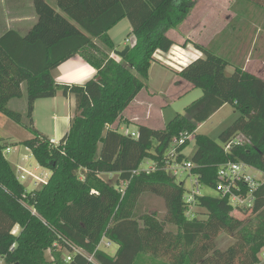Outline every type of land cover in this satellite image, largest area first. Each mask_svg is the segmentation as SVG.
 <instances>
[{
  "label": "trees",
  "instance_id": "obj_1",
  "mask_svg": "<svg viewBox=\"0 0 264 264\" xmlns=\"http://www.w3.org/2000/svg\"><path fill=\"white\" fill-rule=\"evenodd\" d=\"M56 6L59 11L45 0H34L38 22L30 32L22 36L9 31L0 38V115L33 133L34 138L22 145L52 173L47 184L27 192L0 144V259L6 264H94L74 254L77 248L100 264H136L141 258L155 260L177 251V260L163 262L264 264L259 257L264 248V185L254 194L248 223L233 215L235 206L220 194L198 197L196 204L208 217L191 219L185 183L167 173L164 161L173 139L187 132L194 136L196 150L187 157L186 142L177 160L195 166L192 174L203 187L217 191L220 168L228 163L245 164L264 174V79L239 66L227 76L226 59L195 45L204 56L179 76L201 89L203 96L163 130L138 126L136 137L123 134L114 125L146 88L155 53H168L175 45L167 32L187 19L192 0H56ZM124 19L130 21L134 38L127 55L118 59L111 56L119 52L109 32ZM77 54L97 70L96 77L83 85L58 84L52 71ZM24 84L26 125L24 116L8 107L12 99L23 96ZM58 92L75 96L76 111L68 134L53 145L34 128L33 113L38 100L55 98ZM225 105L240 116L220 134L219 142L199 134V125ZM239 135L249 143L226 151L225 145ZM147 159L157 164V170L133 175ZM103 175L117 176L115 184L107 183ZM242 190L247 192L245 186ZM144 194L165 201L162 221L138 214ZM168 224L177 232L167 231ZM17 226L20 231L15 235ZM223 232L236 242L222 251L212 242ZM103 239L119 246L114 256L99 248ZM48 251L52 261L46 258ZM64 252L72 256L70 263Z\"/></svg>",
  "mask_w": 264,
  "mask_h": 264
},
{
  "label": "rangeland",
  "instance_id": "obj_2",
  "mask_svg": "<svg viewBox=\"0 0 264 264\" xmlns=\"http://www.w3.org/2000/svg\"><path fill=\"white\" fill-rule=\"evenodd\" d=\"M222 2H226V0H221ZM243 1V0H242ZM249 1V0H247ZM231 2V1H230ZM253 3L251 0L247 2V11L250 12V17L252 20H257V16H264V3L262 1L254 0ZM252 3V4H251ZM233 4H235L233 2ZM255 5L256 7L254 8ZM257 4H262L261 6ZM56 7V6H54ZM232 10V9H231ZM235 5L233 6L234 15H237L235 12ZM225 13L222 17H225ZM220 17V16H219ZM224 19V18H223ZM222 19V20H223ZM129 20L125 19L121 24L116 26L114 30L111 32L113 36V40L117 45V50L119 52L125 50L127 46H130L134 35L129 34ZM243 19L236 21V23H230L225 25L226 28L223 32V35L218 36L216 39L209 41L205 40H197L195 42L200 43L202 47L211 50L216 55H219L226 59L229 63V66L226 69L227 76H230L234 72V68L239 66L242 67L246 72L257 75L264 79V24L254 25V23L242 24ZM240 22V23H239ZM194 22H190L186 25L188 32L192 33V28ZM207 33V31H205ZM208 34V33H207ZM167 36L176 40L179 38L177 30L171 29L167 32ZM206 37V35H203ZM126 40L130 42L127 43ZM184 41H180L178 43L179 46L186 48L183 46ZM194 41L187 40V45H192ZM162 57V55L160 56ZM120 57H118L119 59ZM162 58H160L161 60ZM163 60V59H162ZM163 62V61H162ZM247 64V65H246ZM151 77L149 82V91H148V82L146 88L142 90V92L137 96V100L139 101L137 104V108L132 110H128V108L124 111L123 120L121 122H117L114 125V128H119L120 132L123 134H129L131 132H136L137 125H130V118L138 117L140 120L138 123H142L145 125L152 126L154 128H164L168 125L178 114L186 115V109L192 103L197 101L203 96V91L198 88H192L191 85L180 78L174 71H171L160 64L153 63L151 66ZM59 93V92H58ZM50 99H41L36 106V113L34 109L33 113V126L37 131L50 138H55L57 142L61 141L65 135L68 134L72 121L65 120V117L69 114V108L67 105H63L60 100L56 102ZM62 101V98H59ZM23 101V106H22ZM26 100L16 99L10 105L9 109L14 110L16 112L21 113L23 117L24 124H28L26 114ZM142 105V106H141ZM152 105L150 109V118L151 120L144 121L146 115L148 113V106ZM139 107V108H138ZM131 116V117H129ZM240 116V112L236 110L231 105H225L218 112H216L207 122L199 125L197 132L199 134L207 135L211 139L216 142H219L220 134L229 128ZM142 119V120H141ZM125 121H128L129 124H126ZM144 121V122H143ZM132 123V122H131ZM140 123V124H141ZM58 126V134L54 132L55 127ZM1 132L15 131L14 137L18 142L20 140H29L34 138L33 133L30 132L28 128L24 125L17 124L13 122L11 119L4 115L1 120ZM190 145L185 149L184 154L187 157H190L194 151L196 150L195 139L192 136L189 141ZM156 144V143H155ZM15 146V145H12ZM20 147H24L22 143H19ZM29 154V161H26L25 169L27 172L36 175L39 179L46 180L48 182L52 173L50 170L40 167L36 159L31 153ZM13 167V166H12ZM16 172V175L19 174V170L13 167ZM251 173L256 176L261 182H264V174L257 171L251 170ZM26 177L25 180H20V183L26 188L27 192H31L33 190L39 189L43 184L32 179L28 173H23ZM102 178L109 183L110 185H114L117 176H107L103 175ZM192 178L189 177L187 173H180L177 177V182L185 183L186 190H191L193 187ZM201 195L202 196H219V193L216 190H213L208 187H201ZM138 214H148L157 216L158 220L162 221L165 217L166 213V205L165 201L155 195L152 194H144L140 199L138 206ZM193 214H196V217L201 220L207 219V212L204 209H200L198 205H196L193 209ZM252 210L248 209H236L233 212V215L248 223L251 219ZM193 215H190V218L193 219ZM167 231H171L173 233L177 232V229L168 224L166 227ZM20 230H15V233H19ZM236 242V239L233 235L228 233L219 234L214 240L213 245L219 250H226L231 245ZM60 249V247H57ZM119 246L115 243H112L110 240L105 239L100 249L105 251L108 255L114 256L118 251ZM66 252L64 255L66 256ZM179 252H171V253H162L158 257L161 259L155 260H147L141 261L139 259L136 264H166L164 261L174 262L177 260ZM260 259L264 261V248L259 255ZM46 258L48 261H52L51 251L46 252ZM4 260L0 259V264ZM98 262V261H97ZM99 263V262H98ZM100 264V263H99Z\"/></svg>",
  "mask_w": 264,
  "mask_h": 264
},
{
  "label": "crops",
  "instance_id": "obj_3",
  "mask_svg": "<svg viewBox=\"0 0 264 264\" xmlns=\"http://www.w3.org/2000/svg\"><path fill=\"white\" fill-rule=\"evenodd\" d=\"M45 1L49 3L52 7L56 6V0H45ZM192 2H193V9L190 12L189 16L187 17V19L179 27H177L176 29H173V30H177L178 35H179V38L177 39V41L171 38L175 42V45L172 47V49L168 53L157 51L154 55V58L156 60V62L154 63L160 64L163 67L171 71H174L178 76H179V73L187 65H189L192 61L198 58H202L204 56L203 53L197 50L195 46V45H201V44L195 41L205 40V41H208L207 42L208 44L209 41L216 39L218 36L223 35V32L226 28L225 25L233 23V22L236 23V21L240 19H243L242 24H248L250 22L254 23V25L264 24L263 15L257 16L259 17L257 18V20H252V18L250 17V12L247 11V2H250V1H247V0H243V1L242 0H226V2H222L221 0H192ZM233 2L235 4H233ZM234 5L236 9L235 12L237 15H234L233 14L234 11H232ZM252 6H254V8L256 7L254 4ZM54 8L57 9V6ZM57 11L59 10L57 9ZM224 13L226 15L225 17H222ZM124 20L119 22L116 26L121 24ZM37 22H38V16L34 8V0H0V38L9 31H15L19 33L20 35L25 36L37 24ZM190 22L195 23L192 28L193 30L192 33L188 32L189 30L186 27V25ZM128 24H129V27H128L129 34H132V26H131L130 21L128 22ZM116 26L114 28H116ZM114 28L110 30L109 36L115 46V50L119 52L117 50L118 48L116 45L117 42L113 40V36L111 33L114 30ZM205 31H207L208 34L205 33ZM203 35H206V37H204ZM190 39L194 41V43L192 42V45L184 44L186 43L187 40H190ZM181 40L184 41L183 46H185L186 48H183L178 45V43H180ZM96 42L100 45V43L97 40ZM161 55L162 57H160ZM111 56L114 58H118V55L116 54L115 51L111 53ZM175 56H177L176 59H175ZM183 57L188 59V64L184 66V68L179 61ZM160 58H162L163 60L162 59L160 60ZM244 70H247V69H244ZM234 71H235V68H234ZM96 74H97V70L94 67H92L90 64H88L81 54H77L75 57L61 64L59 67H57L56 69L52 71V76L54 80L58 84H62V85L63 84L83 85L87 83L88 81L94 79L96 77ZM150 77H151V74L149 75V80H148V91L150 88L149 87ZM191 87L194 88L192 85ZM22 91H23V96L21 98H16V99H20V100L25 99L26 100L25 109H27V85L26 84L22 85ZM59 98H62V101ZM16 99H12L9 102V105ZM51 100L55 101V103L59 102L60 100V102L64 106L67 105V107L69 108L68 110L69 114L65 117V120L72 121L73 117L75 116V111H76L75 96L69 95L68 97H65L61 92H59L57 96L55 98H52ZM39 101H37L35 104V113H36V106ZM138 102L139 101L136 98L133 101V103L128 107V110H132L133 107L134 109H136ZM22 106H23V101H22ZM151 108H152V105H149L148 113L146 115V118L144 119V121H148V123H149V120H151L150 118ZM3 117L4 115H0V131L2 130L1 120L3 119ZM139 120L140 119L138 117H133V118L131 117L130 125L136 124L137 128L138 126H146L154 130H163L167 126L166 125L164 128H154L152 126H149V125L147 126L145 124H142L141 122H140L141 124L138 123ZM137 128H136V131H137ZM58 131L59 130L57 126L55 127L54 132L58 134ZM14 133H15L14 130L13 131L7 130L6 132L4 130V132H1L0 133V144L5 145L4 156L10 162V164L17 170H19L20 168L25 169L24 163H26V161H29L28 153H31V152L25 146L24 147L18 146L19 143H22L26 140H20L18 142L14 138L16 137ZM50 139L56 140L55 138H50ZM12 145H15V146H12ZM16 229L20 230L18 226L15 228V230ZM16 234L18 233L16 232ZM2 263H5V261H3Z\"/></svg>",
  "mask_w": 264,
  "mask_h": 264
},
{
  "label": "built area",
  "instance_id": "obj_4",
  "mask_svg": "<svg viewBox=\"0 0 264 264\" xmlns=\"http://www.w3.org/2000/svg\"><path fill=\"white\" fill-rule=\"evenodd\" d=\"M130 41L127 40V43ZM177 56H175L176 59ZM181 65L186 66L188 64V59L183 57L179 60ZM131 135L133 137H136V132H131ZM192 134L184 133L181 134L179 138L173 139V141L170 143L169 148L165 155V170L168 174L174 177H178L180 173H187L189 177H191L193 187L191 190H186L185 194V203L188 206V217L192 214L195 218L196 214H193L192 209L197 205V199L201 195V187L202 185L199 182V178L196 175L192 174V169L195 167L191 162H184L179 163L178 157L180 156L179 148L182 147L186 142L190 141L192 138ZM51 144L53 145H59L60 142H57L56 140L52 139L50 140ZM247 139L239 135L235 137L232 141H230L227 145H225L226 151H230L233 146L235 145H242L246 143ZM157 170V164L152 160H146L141 165V167L133 172V175H139L141 173L150 174ZM251 170H254L250 167H248L245 164L241 163H228L223 165L220 168L218 179L219 184L217 187V192L222 197H229L231 204L235 206L236 209H251L255 204V192L264 185V182H261L256 176H254L251 173ZM23 173H28L29 176L34 179L35 181H38L40 183L47 184V181L44 179H39L36 175L27 172L25 169L20 168L19 174L17 176V179L25 180L26 177ZM127 186V183H123L122 188L120 189V192L122 194L125 193V188ZM242 186H245L247 188V192L244 193L242 190ZM15 235V230L13 232ZM105 239L102 240V242ZM101 242V244H102ZM100 244V246H101ZM99 246V248H100ZM67 253V252H66ZM74 254H81L89 259V261L93 262L94 264H99L94 257V255L88 254L83 249H75ZM65 261L67 263H70L72 261V256L67 253L66 256L64 255Z\"/></svg>",
  "mask_w": 264,
  "mask_h": 264
},
{
  "label": "water",
  "instance_id": "obj_5",
  "mask_svg": "<svg viewBox=\"0 0 264 264\" xmlns=\"http://www.w3.org/2000/svg\"><path fill=\"white\" fill-rule=\"evenodd\" d=\"M129 50H130V47L129 46H127L126 48H125V50H123V51H121V52H119L117 55H118V57H120V58H124L126 55H127V53L129 52ZM18 264V263H17Z\"/></svg>",
  "mask_w": 264,
  "mask_h": 264
},
{
  "label": "bare ground",
  "instance_id": "obj_6",
  "mask_svg": "<svg viewBox=\"0 0 264 264\" xmlns=\"http://www.w3.org/2000/svg\"><path fill=\"white\" fill-rule=\"evenodd\" d=\"M172 55V54H171ZM179 70V69H178Z\"/></svg>",
  "mask_w": 264,
  "mask_h": 264
}]
</instances>
